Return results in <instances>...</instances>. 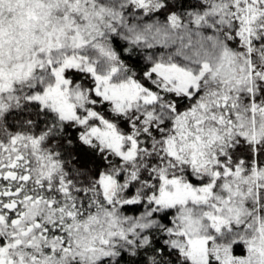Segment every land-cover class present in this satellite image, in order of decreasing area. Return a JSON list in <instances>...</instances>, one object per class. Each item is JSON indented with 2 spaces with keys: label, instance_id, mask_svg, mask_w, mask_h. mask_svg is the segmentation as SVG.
Listing matches in <instances>:
<instances>
[{
  "label": "snow or ice",
  "instance_id": "1",
  "mask_svg": "<svg viewBox=\"0 0 264 264\" xmlns=\"http://www.w3.org/2000/svg\"><path fill=\"white\" fill-rule=\"evenodd\" d=\"M0 264H264V0H0Z\"/></svg>",
  "mask_w": 264,
  "mask_h": 264
}]
</instances>
